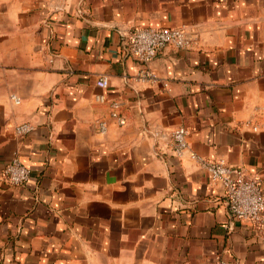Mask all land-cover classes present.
<instances>
[{
	"label": "crops",
	"instance_id": "crops-1",
	"mask_svg": "<svg viewBox=\"0 0 264 264\" xmlns=\"http://www.w3.org/2000/svg\"><path fill=\"white\" fill-rule=\"evenodd\" d=\"M138 27H184L192 47H165L146 81ZM193 155L264 191V0H0V171L31 172L0 184V264H264Z\"/></svg>",
	"mask_w": 264,
	"mask_h": 264
},
{
	"label": "built area",
	"instance_id": "built-area-1",
	"mask_svg": "<svg viewBox=\"0 0 264 264\" xmlns=\"http://www.w3.org/2000/svg\"><path fill=\"white\" fill-rule=\"evenodd\" d=\"M192 38L184 27L167 28H134L126 36V45L130 54L140 61L143 69L141 79L154 81L155 75L149 67L150 63L167 46L172 45L180 50L192 47ZM101 89L109 87V79L102 76L97 81ZM101 101L103 97H99ZM15 103H19L13 97ZM119 103L111 104V117L119 126L125 124V119L119 114ZM102 133L106 131V123L100 122ZM33 131V126L25 123L16 127L17 135H26ZM188 130L178 127L172 133L173 149L177 157H183L189 149ZM192 158L210 175L214 182L220 183L225 190V205L229 211L231 221L249 224L259 241L264 244V191L258 176H247L237 167L227 164L224 160L210 161L197 155ZM31 177V172L23 163L15 158L0 171V184L9 186H23ZM216 264H228L220 255L216 257Z\"/></svg>",
	"mask_w": 264,
	"mask_h": 264
}]
</instances>
